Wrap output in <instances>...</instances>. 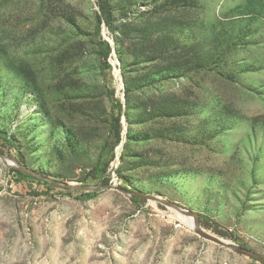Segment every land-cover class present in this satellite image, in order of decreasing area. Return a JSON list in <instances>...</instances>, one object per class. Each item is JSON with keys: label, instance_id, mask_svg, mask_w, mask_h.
<instances>
[{"label": "rangeland", "instance_id": "obj_1", "mask_svg": "<svg viewBox=\"0 0 264 264\" xmlns=\"http://www.w3.org/2000/svg\"><path fill=\"white\" fill-rule=\"evenodd\" d=\"M110 4L113 30L99 33L95 0H0L4 136L31 170L83 187L99 185L89 175L113 151V183L264 257V0ZM70 192L0 160V264H264L163 205Z\"/></svg>", "mask_w": 264, "mask_h": 264}, {"label": "water", "instance_id": "obj_2", "mask_svg": "<svg viewBox=\"0 0 264 264\" xmlns=\"http://www.w3.org/2000/svg\"><path fill=\"white\" fill-rule=\"evenodd\" d=\"M109 42V41H108ZM122 124L124 125V128H126V131H128L127 126H125V118L122 120ZM0 160L2 163L10 170H16L22 174H25L29 177L38 179L42 182L48 183L52 186L67 190V191H72V192H77V193H94V192H99V191H107V190H112V191H118L129 198L132 199H140V200H146L149 201L155 205H163L173 211H175L178 215L188 218V219H194L195 225H196V233L206 239L207 241L213 242L217 245H220L224 248H227L228 250L239 254L241 256L250 258L252 260L264 263V257L251 251L248 249H244L240 245L227 241L225 239H221L219 237H216L212 234H210L208 231H206L201 224V216L192 212L191 210H188L172 201L163 199L161 197H157L155 195L151 194H144V193H139V192H131L120 185L116 183H111L109 185H97L94 187H83V186H77L76 184L73 183H66V182H60L51 178H48L47 176H44L42 174H39L38 172H35L28 168L25 165L20 164L17 162L15 159L2 154L0 152Z\"/></svg>", "mask_w": 264, "mask_h": 264}, {"label": "trees", "instance_id": "obj_3", "mask_svg": "<svg viewBox=\"0 0 264 264\" xmlns=\"http://www.w3.org/2000/svg\"><path fill=\"white\" fill-rule=\"evenodd\" d=\"M99 9H100V13L97 16V24H98V29H99V33L102 29L103 25H106V27L112 31L113 30V25H114V13H113V9L112 6L110 4V0H95ZM102 50H101V55L102 57H104V61L107 64V67L111 68V66L108 64V59L113 51V48L111 46V44L107 41H102ZM36 110V111H35ZM34 113L30 116V126L31 127H40L39 124H36L37 120V116L39 115V110L35 109ZM33 112V111H32ZM31 112V113H32ZM120 121L121 118L118 117L114 120V124H113V131H114V135L117 139L118 142H122L123 141V134L121 131V125H120ZM132 134H130V138H132ZM40 146V144H38V147ZM5 149H8L9 152L14 151L17 153L16 156V161L19 162L22 165H25V160L22 156V152L20 151V149L18 148V146L16 145V142L5 137L3 130H1L0 128V152L2 154L6 155V151ZM116 158V153L115 152H111L109 158L107 159V153L105 152L100 160L98 165L91 171L90 173V181L94 182L96 184L99 185H109L112 183V176L110 175V167L114 161V159ZM26 166V165H25ZM11 172L19 174L22 177H29L25 174H22L16 170H11ZM45 176V175H44ZM49 178V177H48ZM34 180L38 181L41 184H45L48 185L49 187H51L52 185L42 182L38 179ZM53 187V186H52ZM73 192H70V194H72ZM97 194V193H96ZM80 195L83 196H91L92 194H87V193H80ZM135 202H147L145 200H140V199H136L134 200ZM163 207V206H162ZM164 208V207H163ZM204 218L201 217V224L204 223ZM210 226L216 231V233H218L221 236L224 237H230V233L225 231L224 229H222L219 225L216 224H210Z\"/></svg>", "mask_w": 264, "mask_h": 264}, {"label": "bare ground", "instance_id": "obj_4", "mask_svg": "<svg viewBox=\"0 0 264 264\" xmlns=\"http://www.w3.org/2000/svg\"><path fill=\"white\" fill-rule=\"evenodd\" d=\"M128 128V127H127ZM180 216V215H179ZM182 220L184 221V223L194 232H196V225H195V221L194 219H188V218H184L182 217Z\"/></svg>", "mask_w": 264, "mask_h": 264}]
</instances>
